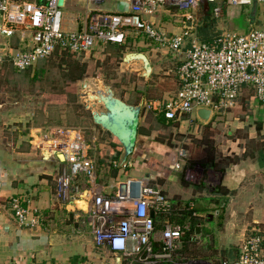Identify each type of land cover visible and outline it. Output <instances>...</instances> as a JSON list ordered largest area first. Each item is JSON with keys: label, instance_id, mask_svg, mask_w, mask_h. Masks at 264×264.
Listing matches in <instances>:
<instances>
[{"label": "crops", "instance_id": "1", "mask_svg": "<svg viewBox=\"0 0 264 264\" xmlns=\"http://www.w3.org/2000/svg\"><path fill=\"white\" fill-rule=\"evenodd\" d=\"M23 1L43 3L45 0ZM123 2L128 3V0H104L99 9L119 11ZM77 3L76 8L82 9L84 14L86 0ZM216 6L201 7L207 15ZM176 11L162 6L156 15L144 16V19L168 36L180 35L190 23H184L182 15ZM1 22L0 17V27ZM199 26L200 21L195 33L197 38ZM83 27L82 22L73 24L67 20L65 23L68 31ZM220 30L221 34L228 32L222 27ZM245 33L248 32L240 34ZM190 41L188 38L183 49L175 53L143 35L131 36L126 45L100 46L90 56L103 58L117 48L123 55L119 58L121 66L127 71L138 72L139 64L126 65L124 59L130 53L144 54L156 84L174 82L160 95L167 101L180 88L178 71L186 58ZM22 45L18 36L0 35V49L17 52L22 50ZM4 98L0 92V264H121L118 256L99 248L94 238L86 237L69 222V216L77 217L76 208L63 205L57 196V179L65 165L42 153L37 140L39 133L43 132L41 129H31L28 145L23 143L25 141L13 139L10 133L14 131L12 126L17 115ZM149 116L158 118L163 128L169 123H177L168 121L163 124V115L142 110L136 148L125 168L120 161L118 164L114 161L117 152L121 153V160L123 150L113 137L109 145H104L106 155L111 157L108 161L112 162V166L107 167H114L112 172L103 173L100 166L103 162L98 163L90 156L95 162L98 181L111 185L128 177L151 179L175 206L191 205L199 221L193 224L194 242L184 240L176 260L182 264H235L248 236L256 234L264 238V99L256 97L253 87H244L234 106L219 114L213 113L209 123H202L196 111L186 121L177 124L181 135L186 136L179 142L181 148L173 145L174 141L159 142L154 132L156 128L148 129ZM140 130L145 133L140 134ZM188 135H193L192 139L197 142L194 152H190L192 140ZM93 142L92 146L88 145L89 150L91 147L95 150L102 148L103 144ZM190 168H193L192 172ZM78 183L82 186L84 180L79 179ZM16 197L26 200L25 206L32 215H42L43 222L34 227L20 226L10 206V201ZM183 214V211L178 212L170 221L178 224L173 219L177 215L182 218ZM163 228L160 222L156 223L155 237H160Z\"/></svg>", "mask_w": 264, "mask_h": 264}, {"label": "built area", "instance_id": "2", "mask_svg": "<svg viewBox=\"0 0 264 264\" xmlns=\"http://www.w3.org/2000/svg\"><path fill=\"white\" fill-rule=\"evenodd\" d=\"M59 1L0 0V35L18 36L24 46L21 51L0 53V67L9 59L14 69L24 71L56 52L88 55L100 46L126 45L131 36L139 35L179 53L191 38L178 71L179 90L163 103L150 102V109L179 123L200 108L214 114L231 109L244 87H253L256 97L264 99V22L245 34L223 32L212 43H201L195 35L196 12L202 5H217L214 14L221 20L224 4L242 8L264 5V0H128L127 13L99 9L104 0H86L85 13L75 20L84 27L76 31L65 29L64 10L73 3L77 6L79 0H64L62 6ZM162 6L177 9L190 27L180 35L168 36L144 19L156 15ZM37 140L43 154L65 165L57 179L58 199L63 205L74 206L78 217L88 216L93 230L94 224L98 225L99 247L118 256L121 264H182L176 260L178 252L184 240L194 242L195 237L188 238L190 224H174L170 219L178 212L193 210L191 205L175 206L148 178L128 177L101 184L95 162L88 155L89 146L77 131L50 129L39 133ZM79 179L84 180L83 187ZM25 204L19 197L10 201L18 224H41L44 217L32 215ZM157 222L164 227L159 238L155 237ZM235 264H264V238L248 236Z\"/></svg>", "mask_w": 264, "mask_h": 264}, {"label": "rangeland", "instance_id": "3", "mask_svg": "<svg viewBox=\"0 0 264 264\" xmlns=\"http://www.w3.org/2000/svg\"><path fill=\"white\" fill-rule=\"evenodd\" d=\"M222 10L224 12L223 21L220 19L216 21L212 15L209 18L215 28L214 38L220 35L221 27L225 28L223 31L243 33L249 32L264 22V5H258L254 19L252 18V6L236 8L224 4ZM64 12L65 21L69 20L73 24H76L75 20L79 18V15H83L82 9L76 8L74 3L69 5V8ZM232 15L234 17L231 19ZM205 16L203 7H200L197 10L200 27L209 24ZM16 48L20 47L16 46ZM9 52L11 51L0 49L2 54H9ZM119 53L120 50L117 48L112 49L109 56L99 59H93L91 54L71 55L72 57L68 55L66 61L70 63L71 67L61 64L62 56L54 55L24 71L14 69L8 59L0 69V92L4 94L7 105L17 115L15 118L17 121L12 126L14 131L10 133L13 135V139L25 141L23 143L28 145L31 129H41L43 132L50 129L77 131L83 135L88 145L92 146L94 140L97 145L103 144L102 148L98 147L97 150L91 147L88 155L95 158L98 163L99 161L103 162L100 164L103 173L112 172L114 168H109L112 166V162L108 161L111 157L106 155L108 153L105 152L104 145L105 143L109 145L113 138L94 124L91 113L83 104L79 95L84 91V83L99 78L105 86H109L114 91L116 97L130 105H138L144 100L142 110H148L150 114L153 110L150 109L149 103L159 100L161 103L166 101L160 98V95L169 90L171 84L174 83L165 81L156 84V80H153L152 76L148 80L141 77L140 70H137L138 72L125 70L120 64ZM84 67L86 70L84 77L73 82V76L80 74ZM148 123V129L156 128L154 132H156V137L158 135L156 139L159 142L171 143L174 141L175 143L172 142V144L180 147L179 142L181 143L186 137L179 132L178 123H169L163 128L158 118L154 116L148 117ZM35 132L38 133L39 130ZM187 137L192 140L189 147L190 152H194L197 142L192 139L193 135ZM191 170L193 168H190L189 171L192 172ZM79 207L85 209V205H79ZM76 215L77 217L69 216V222L86 237L94 238L98 245L96 231L98 225L95 223L93 230L92 226H89L88 216L80 218L77 212ZM78 221L80 223H77ZM99 248L103 249V247Z\"/></svg>", "mask_w": 264, "mask_h": 264}, {"label": "water", "instance_id": "4", "mask_svg": "<svg viewBox=\"0 0 264 264\" xmlns=\"http://www.w3.org/2000/svg\"><path fill=\"white\" fill-rule=\"evenodd\" d=\"M63 3L64 0L59 1L60 6ZM257 7V3L252 5L253 19L257 14ZM118 10L127 13L130 10V4L127 2L120 3ZM124 63L126 65L139 64V75L146 80L152 74L148 58L142 53L127 54ZM83 87L84 91L79 95L83 104L91 113L94 124L110 134L122 147L120 165L124 166L136 148L144 100L138 105H130L116 97L114 91L109 86H105L99 78L85 82ZM197 115L202 123L207 124L213 116V111L200 108L197 110ZM59 159L64 161L62 156H59ZM199 230L200 228L197 229V231Z\"/></svg>", "mask_w": 264, "mask_h": 264}, {"label": "trees", "instance_id": "5", "mask_svg": "<svg viewBox=\"0 0 264 264\" xmlns=\"http://www.w3.org/2000/svg\"><path fill=\"white\" fill-rule=\"evenodd\" d=\"M211 15H212V17L214 16V10L212 11H210L209 13H207V15L205 16V17H207L206 19H208L207 21L209 22V24H207L205 27H200L201 26V24H200V26H199V30H198V38L200 39V41H202L203 43H210V42H212V41H214L216 38H218L220 35H221V33H220V35L219 36H217L216 38H214V33H215V28L213 27V25H212V23L209 21V18L211 17ZM215 18V17H214ZM204 35V36H203ZM122 51V50H121ZM55 56H62L61 58H62V61H61V64H63V65H69L70 67H71V65H70V63L69 62H67L66 60V56H68V55H79V54H75V53H59V52H56L55 54H54ZM53 55V56H54ZM69 56V57H70ZM71 56V57H72ZM123 55H119V58H123L122 57ZM86 67V66H85ZM85 67H84V70H81V72H80V74H78V75H74L73 77V79H72V81L73 82H76L77 80H80V79H82L83 77H84V75L86 74V70H85ZM89 75V74H88ZM164 120H162L161 122L163 123V124H165L166 122H168L165 118H163ZM143 133H145V132H143V130L141 131L140 130V134H143ZM118 147V146H117ZM120 155H121V153L119 152H117L115 155H114V161L118 164L119 163V161H120ZM114 168V167H113ZM118 168V167H117ZM183 216H182V218H180V217H178V215L177 216H175L176 217V219H173L174 221H177V223L178 224H181V225H184V224H190L191 225V229H190V231L188 232V238L189 237H193V235H194V233H195V226L194 225H196V224H198V219H196V217L195 216H193L194 214H196L195 213V211H194V209L193 210H186V211H183ZM71 216H73V215H71ZM179 218V219H178ZM194 224V225H193ZM188 242H190L188 239H186ZM191 243V242H190ZM239 258V257H238Z\"/></svg>", "mask_w": 264, "mask_h": 264}]
</instances>
